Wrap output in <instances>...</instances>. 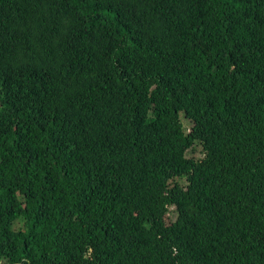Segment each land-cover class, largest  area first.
<instances>
[{
	"label": "trees",
	"instance_id": "1",
	"mask_svg": "<svg viewBox=\"0 0 264 264\" xmlns=\"http://www.w3.org/2000/svg\"><path fill=\"white\" fill-rule=\"evenodd\" d=\"M0 264H264V0H0Z\"/></svg>",
	"mask_w": 264,
	"mask_h": 264
},
{
	"label": "rangeland",
	"instance_id": "2",
	"mask_svg": "<svg viewBox=\"0 0 264 264\" xmlns=\"http://www.w3.org/2000/svg\"><path fill=\"white\" fill-rule=\"evenodd\" d=\"M178 104V103H177ZM182 117V122H183V125H184V128L186 129V131H190L192 128H193V124L186 118L183 117V115H181ZM187 155L188 156H193L194 158H199L201 156H203L202 152H201V147L200 145L198 144H195L193 146V149L192 150H189L187 152ZM182 183H184V180H180ZM169 218L171 219H174L175 218V213L173 211V207H170L169 208V214H168V217H167V221L169 220ZM21 223L18 224V226H20Z\"/></svg>",
	"mask_w": 264,
	"mask_h": 264
}]
</instances>
